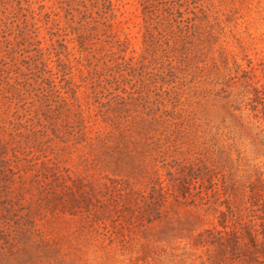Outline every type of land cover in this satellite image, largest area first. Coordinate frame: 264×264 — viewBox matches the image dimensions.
Listing matches in <instances>:
<instances>
[{"label": "rangeland", "instance_id": "1", "mask_svg": "<svg viewBox=\"0 0 264 264\" xmlns=\"http://www.w3.org/2000/svg\"><path fill=\"white\" fill-rule=\"evenodd\" d=\"M252 186L264 0H0V264H264Z\"/></svg>", "mask_w": 264, "mask_h": 264}, {"label": "trees", "instance_id": "2", "mask_svg": "<svg viewBox=\"0 0 264 264\" xmlns=\"http://www.w3.org/2000/svg\"><path fill=\"white\" fill-rule=\"evenodd\" d=\"M248 196L251 206L259 208V210L264 213V191L258 186H252ZM258 219L260 221L258 224L260 229L251 230L250 226L245 229V232L247 230V234L252 242H257V236L259 235H262L264 238V216H259ZM230 234L234 235V232Z\"/></svg>", "mask_w": 264, "mask_h": 264}]
</instances>
